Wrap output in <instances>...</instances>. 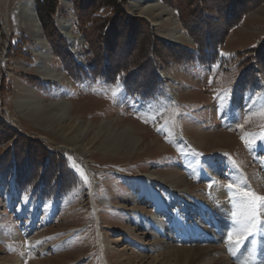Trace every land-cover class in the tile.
<instances>
[{
	"label": "rangeland",
	"instance_id": "1",
	"mask_svg": "<svg viewBox=\"0 0 264 264\" xmlns=\"http://www.w3.org/2000/svg\"><path fill=\"white\" fill-rule=\"evenodd\" d=\"M34 1L0 0V264H36L35 260L39 264H122L131 257V245L120 255L100 239L123 236L117 245L122 247L133 238V246L144 248L141 244L148 237L139 240L122 232L129 214L136 220L149 212L166 224V242H179L186 234L182 246L202 243L191 236L189 225L194 227L203 215L206 222L212 215L210 223H216L219 235L221 231L227 239L223 243L214 237L206 245L228 249L224 253L229 264H264V203L250 232L242 231L238 222L242 217L232 215L241 210L243 193L264 197V115L260 114L264 110V0H160L181 11L184 23L174 10L170 15L181 34L178 43L163 39L173 32L171 20L153 25L138 16L135 4L143 0L123 3L119 15L102 6L97 12L114 20L105 36L106 54L101 27L93 43L94 57L88 54L90 45L84 37L71 48L59 28L61 22H69L70 32L81 35L73 2L78 1L82 17L90 15L92 2L57 0L50 18L53 29L41 27V36L48 42L42 48L22 24V8L32 2L37 16ZM218 9L226 11L217 13ZM240 12L245 13L238 21L224 20L225 15L232 19ZM188 25L197 36L204 37L206 31L213 35L218 54L213 64L192 60L193 56L179 60L180 49L197 50ZM163 43L177 48L166 51ZM38 51L46 53L44 61L33 54ZM66 53L86 75L75 74L60 56ZM97 58L113 70L123 68L118 76L136 69L135 77L131 75L133 84H138L135 92L128 91L118 77L108 82L87 74ZM40 66L60 71L61 83L40 79ZM246 71V77L255 81L247 88L240 82ZM150 74L159 82L145 98L141 94L152 88L146 90L142 82ZM21 100L41 105L59 102L66 120L79 123V131L84 129L89 150L66 149L64 137L20 112ZM50 110L57 112L54 107ZM127 128L137 141L129 148L117 141ZM108 136L119 144L112 147ZM13 157L18 165L12 169ZM147 173L158 178H147ZM25 175L27 184L21 186L18 179ZM57 184L62 186L60 191ZM215 186L225 191L222 201L212 200L215 206L223 203L221 214L206 205ZM136 189L143 203L128 201L127 207H119L124 201L120 196L128 197ZM155 199L176 218L167 210H156ZM204 233L196 232V237ZM147 252L144 249L142 254Z\"/></svg>",
	"mask_w": 264,
	"mask_h": 264
},
{
	"label": "bare ground",
	"instance_id": "2",
	"mask_svg": "<svg viewBox=\"0 0 264 264\" xmlns=\"http://www.w3.org/2000/svg\"><path fill=\"white\" fill-rule=\"evenodd\" d=\"M141 3H143V4H141ZM141 3L135 4V7H137L136 9H138V11H139L138 16L144 17V18L148 19V21L150 20L151 21L150 23H152L153 25H158L161 22V20L162 21L171 20L173 23V32H171L168 37L163 36V39L170 42V43H178L177 39L179 37H181V34H180L179 30L176 29L175 24H177V21L175 18L170 19V15L173 12V8L171 6H169L168 4H165L164 2L160 1V0H143V2H141ZM21 13H22L21 14L22 15V24L27 25L29 28L28 30H31L30 32H32L33 37H34L37 45L39 47L44 48V46L48 45V42L46 39H44V37L41 36L42 28H41V26L37 20V16L35 14L34 7H33V2L31 4V6L29 5V6L23 7ZM27 26H26V28H27ZM59 28H60V32L62 33V35H64V38L65 37L67 38V44L70 45L71 48H72L73 44H75L76 41H79L80 38H83L82 35H78L76 33L70 32L71 25L69 22H65V21L61 22ZM33 54L39 55L40 58L43 59L42 61H44L47 58V55H45L46 53L44 54L43 52H40V51L33 52ZM77 57H78V55H76V58ZM37 68H38L37 72L39 73L38 77L40 79L52 81L55 83H61L62 74L60 71H57L54 68H48V67H44V66H40ZM58 103L59 102H57V103L50 102L47 105H41L38 103H26V102L21 100V101H19V109H20V112L22 114L24 113L27 116H29L32 120H34L35 122L41 124L44 127H48V129L52 133L57 134L60 137H64L65 142H64L63 146H66L67 147L66 149L75 151L76 153L87 152L89 150L90 144L87 145V143L84 141V136H85V135L83 136L84 129L81 128L82 130L79 131L80 126L78 125L79 123H77L76 121L68 122L66 120L67 117L63 112L64 107H62V105L59 106ZM53 107L57 109V112L50 110ZM133 135H132V131L127 128V129L123 130L122 135L118 138L117 141L118 142L123 141L124 147L129 148L131 146H134L137 142ZM108 137L110 139L108 140V138H107V140L106 139L105 140L107 142H113V143H110L112 147L119 144L116 142L115 139L111 140V136H108ZM152 144H156V142L154 141ZM99 147L101 149H104L105 152H108V148L105 149V147H106L105 145L100 144ZM145 176L147 178H153V179L158 178L157 175L152 174V173H147ZM178 178H180V177H178ZM11 181H12V187H14L15 178L12 177ZM237 184L239 185L238 182H237ZM224 194H225V191L222 188L217 190V186H215V190L213 191V193L211 195L212 199L210 201H208V200L206 201V203H207L206 205L208 206L209 209L211 208L214 211V213L215 212L220 213L222 211V209L220 208L222 202L215 206L212 200L217 199V200L222 201ZM140 195H141L140 189H136L128 197H123V195H121L120 199L122 198L124 201H122V203H120L119 207H127V205L125 203L128 201L137 202L141 205L143 202H142V200H139ZM155 198H157V197H155ZM153 203H154V206L156 207V210L157 209L159 210L162 208L163 211L167 210L168 213H172V216L174 217L175 213H173L172 211H170L167 208L163 209V205L159 202L158 199H155V201ZM234 205H236V203ZM132 208H133L132 206H128L127 209L130 210ZM205 216L206 215H203L202 216L203 218H201V219L197 218L198 220L197 219L195 220L196 223H194L195 224L194 227L190 226L188 224L189 228H190L191 236L195 237L199 242L200 241L202 242L201 244H195L194 246H187V245L182 246L180 244L181 242L186 241V239H185L186 234L181 237V240H180L181 242L180 241L175 242L173 239L170 242H166L164 240V236L168 235L164 232L165 230H167L166 224L163 222V220L160 218V216H158L155 212H149V213H146L144 215L140 214L139 216H137L136 220L133 218L131 219L130 214L125 218V221L127 224L124 225V227H123L124 229H123L122 233L126 232L128 234H131L132 236L135 235L139 240H141L145 237H148V238L144 239V241H143L144 243L139 241V243H143L141 245H144V248L143 247L139 248L135 245L133 246L131 243V239L133 240V238H130L129 242L126 245H124L122 247H117L119 241L120 240L122 241L123 236L108 239L106 241L104 239H100V240L104 246H108V248H109V246H111L112 248L120 251L121 252L120 255L121 254L125 255L126 250H123V249H125L129 245H131V248H129L130 253H131L130 254L131 257L129 259L127 258L126 261L123 262L122 264H229L227 261V258H225L226 255L224 253V252H226L225 250H228V249H226L222 245L220 247H216L213 249H212V246L206 245L209 242L213 241L214 237H218L220 242L223 241V243H224V241L227 239L226 238L227 236L225 237L224 236L225 233H222L221 231H219L220 232V235H219V233L217 232L218 231L217 224L216 223L215 224L210 223L212 221V219H214L212 217V215L210 216V219L207 218V221L204 222L202 219L206 218ZM219 217H221V216H219ZM174 218H176V216ZM178 221L183 222L182 218L178 219ZM149 227H153V231L148 229ZM142 228L146 229L147 231L146 232L142 231L143 230ZM211 228H215V230H212ZM199 231H201L203 233L205 231H208V234L206 232V233H204L203 237H201V236L196 237V232H199ZM216 232L218 233L219 236H221V234H223V235L221 237H219L217 234H215ZM212 233H214L215 236ZM239 234H241V232L237 233L236 235H239ZM242 235H241V238H242ZM241 238H240V241H241ZM138 246H140V245H138ZM144 249H146L148 252L142 254ZM13 258L14 259L11 260L12 263L16 261L15 260L16 258L15 257H13ZM39 262H37L35 260L36 264H39Z\"/></svg>",
	"mask_w": 264,
	"mask_h": 264
},
{
	"label": "trees",
	"instance_id": "3",
	"mask_svg": "<svg viewBox=\"0 0 264 264\" xmlns=\"http://www.w3.org/2000/svg\"><path fill=\"white\" fill-rule=\"evenodd\" d=\"M56 1L57 0H35L34 1L35 2V10H36V13H37V17H38V19L40 21L39 24L46 31H49V30L53 29V26H52V23L50 21V18L55 12ZM89 1L92 2V8H91L90 15L88 17H84V16L82 17V15H81V11L82 10L80 11L79 8L76 7L78 1H74L73 4L75 6V12H76V15H77V18H76L77 22H78L77 28H78V30H80V34L87 41V44H89L91 46V47L89 46V48L87 49L88 54L89 55L92 54L91 56L94 57L93 47H95V46H94L93 43L95 42L94 40L99 38V33H100V30H101L100 28L102 27V30H103V31H101V36L104 39H102L103 42H102L101 46L103 47V50H104V53H105L106 52V48L104 47V45H105V36L106 35L108 36L110 31L112 30V28L110 27V24H111V21L114 20V17H111V16L110 17H104V16L100 15L99 12H97L98 9L100 7H102V6H108V7H110V9L112 10V13L114 15H117V14L119 15L122 12L120 6L123 3H126L128 0H89ZM199 1H202V0H199ZM217 1H221V0H217ZM199 7L203 8V6H201V5H199ZM172 8L176 12L177 18H179L181 20V23H184V20H183V17H182V14H181V11L179 10V8L176 5H172ZM201 8H199V9H201ZM202 10H205V9L203 8ZM216 11H217V13L218 12L223 13L226 10L224 9V11H222V9H218ZM240 13L238 14V16L234 15V17H232V19H230V16H231L230 14L229 15H225L227 18H225L224 20L228 21V23H231L234 20L238 21V19H240L242 14H244L245 12H242L241 14ZM125 19H127L126 15H125ZM97 23H98V26H97ZM99 24H100V26H99ZM110 28H111V30H110ZM186 29L188 30V33L192 37V40H193L194 44L196 45L197 50H196V52H194V51H188V50L180 49L179 50V54L181 56L179 57V60L180 61H186V60H189L191 56H193L192 60H198V61H201V62H203L205 64H208V65L209 64H213L216 61V59L218 58V54H217V50H216V48H217V44L216 43L217 42H216L215 39H213V35L210 34V32L208 33V31H206L205 32L206 34H204V37L203 36H197L195 34V30L196 29H192L191 27H189V25L186 27ZM107 30H110V31H107ZM209 38H210V40H209ZM162 46L164 47V49L166 51H168V49H170V48H173V49L177 48L175 46H172V45L166 44V43H163ZM143 49H144V47H143ZM170 53H171V51L169 52V54ZM197 53H198V55H197ZM155 54L158 56L159 53L156 52ZM193 54H196V55H193ZM60 56H61V58H62V56H64L67 59L66 62L69 63V65H72L71 68H73V70H75V72H76V73L74 72L75 74H77V73L79 74V72H80L83 75H86L85 72H84V69L82 70L80 65L76 64L73 61V59H72V57L70 56L69 53L68 54L66 53V55L65 54L61 55L60 54ZM104 56H106V55H104ZM104 56H103V58H104ZM103 58H101V59L104 60ZM97 59L92 61V63H91L92 66L90 67V69H88L89 72L87 71V74H90V75H92V76H94L96 78H100V79H102L104 81H108V82H113L116 79V77H118L120 79V81L124 84L125 88L128 91L135 92V88L137 87L138 84L137 85L133 84L132 80L134 78H132L131 75H134V74L137 73L135 71L136 69H133L132 71H129L128 73H125L123 75V77L122 76H118L120 71L123 72V68H120V70H118L119 68H117L116 70H113L112 66H108V65L106 66L105 63L102 64L101 62H99V60H100L99 58H97ZM148 62L150 63L149 59H148ZM130 65H133V63L130 64ZM66 66H67L66 68L69 71L70 75L73 76L74 75L73 70L70 72V70L68 69V64ZM262 68H264V67H262ZM246 75H247V71L245 73H243V75H242L243 78L241 77V81H240L241 85L245 86V88L250 87L255 82L253 80L254 77L247 78ZM74 76L76 77L77 75H74ZM134 77H135V75H134ZM158 82L159 81H158L156 75L155 74H150V77H144L143 82H142L143 83L142 86H143V88H145L146 90L149 91L152 87L157 85ZM152 93H153V88L151 89V91H149L146 94H141V93L140 94L143 95V97L148 98V97H150L152 95ZM9 162H10L9 164L12 165V169H13V167H17V165H18V163L15 160V157H13L11 159V161H9ZM27 164H28V167H29L30 164L29 163H27ZM0 173H2L1 170H0ZM28 177L29 176H26V175L21 177V178L19 177L18 184L21 185V186H25L27 184L25 181L28 179ZM32 178H33V176H32ZM38 178H40V175H38ZM41 179L45 180L43 178V176H42ZM42 186H41V188H42ZM56 187H57V190L60 191L62 186H59L57 184Z\"/></svg>",
	"mask_w": 264,
	"mask_h": 264
},
{
	"label": "snow or ice",
	"instance_id": "4",
	"mask_svg": "<svg viewBox=\"0 0 264 264\" xmlns=\"http://www.w3.org/2000/svg\"><path fill=\"white\" fill-rule=\"evenodd\" d=\"M261 115H264V110L261 111ZM231 188V185H228ZM244 200L240 206L239 212H233V216H240L242 217L241 221H238L242 224V231L243 232H250L252 228L255 227V221L257 216V210L260 207L261 203H264V197L257 196L255 193L252 192H245L243 193ZM233 239V235L229 234V242ZM239 240H237V243Z\"/></svg>",
	"mask_w": 264,
	"mask_h": 264
}]
</instances>
